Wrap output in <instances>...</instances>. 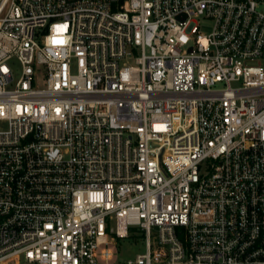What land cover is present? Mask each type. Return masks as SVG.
<instances>
[{
	"label": "built area",
	"instance_id": "1",
	"mask_svg": "<svg viewBox=\"0 0 264 264\" xmlns=\"http://www.w3.org/2000/svg\"><path fill=\"white\" fill-rule=\"evenodd\" d=\"M134 228L114 264H264V0H0V264Z\"/></svg>",
	"mask_w": 264,
	"mask_h": 264
},
{
	"label": "rangeland",
	"instance_id": "2",
	"mask_svg": "<svg viewBox=\"0 0 264 264\" xmlns=\"http://www.w3.org/2000/svg\"><path fill=\"white\" fill-rule=\"evenodd\" d=\"M200 26L203 32H208L210 31L211 21H202L200 22ZM15 69H18L17 65H15ZM131 231L135 233L134 236L119 239L108 246L102 245L98 248V252L104 247L109 248L113 254L109 261L110 264L125 262L128 259L136 257L137 254L142 253L145 250V240L144 236L140 234L141 231L138 228L131 229Z\"/></svg>",
	"mask_w": 264,
	"mask_h": 264
}]
</instances>
